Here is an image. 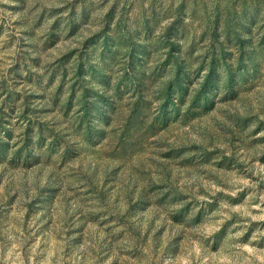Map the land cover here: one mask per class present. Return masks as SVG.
<instances>
[{
    "label": "rangeland",
    "instance_id": "rangeland-1",
    "mask_svg": "<svg viewBox=\"0 0 264 264\" xmlns=\"http://www.w3.org/2000/svg\"><path fill=\"white\" fill-rule=\"evenodd\" d=\"M0 264H264V0H0Z\"/></svg>",
    "mask_w": 264,
    "mask_h": 264
},
{
    "label": "trees",
    "instance_id": "trees-1",
    "mask_svg": "<svg viewBox=\"0 0 264 264\" xmlns=\"http://www.w3.org/2000/svg\"><path fill=\"white\" fill-rule=\"evenodd\" d=\"M2 144H3V141L0 139V148H1Z\"/></svg>",
    "mask_w": 264,
    "mask_h": 264
}]
</instances>
